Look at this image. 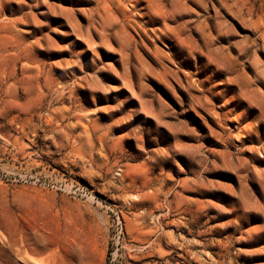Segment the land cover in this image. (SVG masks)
<instances>
[{
  "label": "rangeland",
  "instance_id": "374dc122",
  "mask_svg": "<svg viewBox=\"0 0 264 264\" xmlns=\"http://www.w3.org/2000/svg\"><path fill=\"white\" fill-rule=\"evenodd\" d=\"M0 264H264V0H0Z\"/></svg>",
  "mask_w": 264,
  "mask_h": 264
}]
</instances>
